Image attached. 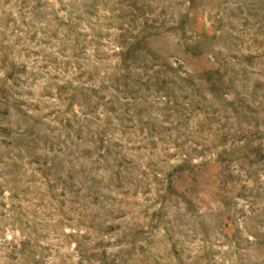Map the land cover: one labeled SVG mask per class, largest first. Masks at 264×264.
I'll list each match as a JSON object with an SVG mask.
<instances>
[{
    "label": "rangeland",
    "instance_id": "obj_1",
    "mask_svg": "<svg viewBox=\"0 0 264 264\" xmlns=\"http://www.w3.org/2000/svg\"><path fill=\"white\" fill-rule=\"evenodd\" d=\"M0 264H264V0H0Z\"/></svg>",
    "mask_w": 264,
    "mask_h": 264
}]
</instances>
